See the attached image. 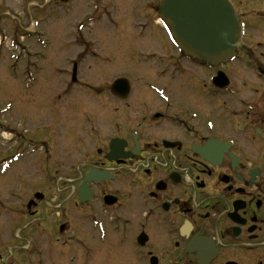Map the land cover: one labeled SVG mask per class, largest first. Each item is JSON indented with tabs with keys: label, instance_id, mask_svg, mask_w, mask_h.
Listing matches in <instances>:
<instances>
[{
	"label": "flooded vegetation",
	"instance_id": "1",
	"mask_svg": "<svg viewBox=\"0 0 264 264\" xmlns=\"http://www.w3.org/2000/svg\"><path fill=\"white\" fill-rule=\"evenodd\" d=\"M245 1L231 0L246 30L241 10L254 2ZM161 31L160 55L132 57L142 84L113 79H128L127 97L111 93L113 80L83 81L81 64L102 59L78 35L82 49L61 91L0 120L10 134L0 167L16 170L0 190L14 188L20 206L11 224L22 225L0 232V264H264L259 42L246 33L236 58L214 67L184 55ZM27 54L34 76L23 85L33 88L48 72L47 57ZM218 72L226 82H213ZM84 89L93 99L69 97ZM10 245L17 249L4 256Z\"/></svg>",
	"mask_w": 264,
	"mask_h": 264
},
{
	"label": "rangeland",
	"instance_id": "2",
	"mask_svg": "<svg viewBox=\"0 0 264 264\" xmlns=\"http://www.w3.org/2000/svg\"><path fill=\"white\" fill-rule=\"evenodd\" d=\"M253 2L256 9L244 5L241 12L247 23L246 38L250 43L259 42L258 58L264 62V16L260 17L264 15V0ZM151 7H155L154 11L150 10ZM157 7L158 0H67L63 3L59 0H0V120L6 115L7 121H13L10 116L14 114L17 106L19 113H23L26 108L31 109L32 99L52 97L61 91L66 80L65 70H69V63L82 49L79 47L82 43L73 41L80 33L88 41L87 44L91 43L89 50L95 49L102 59L100 62H94L89 58L81 64L83 81L111 82L117 76L127 75L135 80L138 86L141 85L137 79L138 74L132 71V57L137 50L144 51L145 54L160 55L162 31L156 25ZM25 8L26 11H23ZM257 11L261 15H258ZM256 14L258 18H255ZM91 18L92 21L89 22ZM82 22H88L90 25L81 31L77 26ZM164 40L165 38L163 46H168ZM13 41L15 46L19 44V48L13 46ZM22 48H26L29 53L47 57L43 65L48 72L39 74L33 88L23 85L25 78L20 72L23 70L24 61L19 58L21 54L24 55ZM85 50H88L87 47ZM33 59L28 58V61L31 63ZM39 66H42L41 62ZM55 68L60 70L52 73L51 70ZM29 73H34V69L30 68ZM25 77L28 78L27 75ZM44 80L47 81L45 84L42 83ZM69 93V97L74 99L94 97L93 91L87 89L71 90ZM104 94L101 96L104 97ZM5 107L9 111L3 113L2 109ZM9 137L10 134L0 129V150L4 147V139ZM85 142H89V137L85 138ZM78 158L76 151L70 153V161L78 162ZM15 173L14 166L5 171L0 167V187L5 184L2 181L6 180L8 183ZM31 174L37 179L40 176L39 173ZM11 190L14 191V188L0 190V232L6 234L11 228L22 227L10 224V220L14 218L13 208L20 206V200L9 195ZM76 216L72 219V224L78 228L79 221ZM16 247L8 246L4 250V256H10L11 250L17 249Z\"/></svg>",
	"mask_w": 264,
	"mask_h": 264
},
{
	"label": "water",
	"instance_id": "3",
	"mask_svg": "<svg viewBox=\"0 0 264 264\" xmlns=\"http://www.w3.org/2000/svg\"><path fill=\"white\" fill-rule=\"evenodd\" d=\"M158 16L185 55L214 66L233 58L242 40V25L229 0H161ZM217 80L224 81L222 76ZM111 90L126 97L127 80H115Z\"/></svg>",
	"mask_w": 264,
	"mask_h": 264
}]
</instances>
